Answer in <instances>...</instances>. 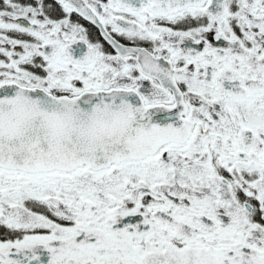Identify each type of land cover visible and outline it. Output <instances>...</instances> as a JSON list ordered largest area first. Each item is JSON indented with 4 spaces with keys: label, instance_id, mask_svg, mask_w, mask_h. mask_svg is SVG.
Listing matches in <instances>:
<instances>
[{
    "label": "snow or ice",
    "instance_id": "6c2138e0",
    "mask_svg": "<svg viewBox=\"0 0 264 264\" xmlns=\"http://www.w3.org/2000/svg\"><path fill=\"white\" fill-rule=\"evenodd\" d=\"M0 264H264V0H0Z\"/></svg>",
    "mask_w": 264,
    "mask_h": 264
}]
</instances>
